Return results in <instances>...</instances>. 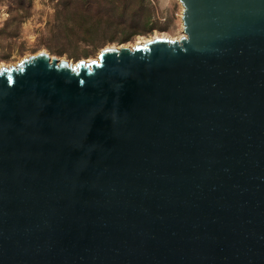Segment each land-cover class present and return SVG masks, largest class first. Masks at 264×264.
Instances as JSON below:
<instances>
[{"label": "water", "instance_id": "1", "mask_svg": "<svg viewBox=\"0 0 264 264\" xmlns=\"http://www.w3.org/2000/svg\"><path fill=\"white\" fill-rule=\"evenodd\" d=\"M178 1L179 38L0 66V264H264V0Z\"/></svg>", "mask_w": 264, "mask_h": 264}, {"label": "rangeland", "instance_id": "2", "mask_svg": "<svg viewBox=\"0 0 264 264\" xmlns=\"http://www.w3.org/2000/svg\"><path fill=\"white\" fill-rule=\"evenodd\" d=\"M95 5L94 0H0V66L39 51L70 62L95 59L106 46L184 34L178 0H144L145 8L102 18Z\"/></svg>", "mask_w": 264, "mask_h": 264}, {"label": "trees", "instance_id": "3", "mask_svg": "<svg viewBox=\"0 0 264 264\" xmlns=\"http://www.w3.org/2000/svg\"><path fill=\"white\" fill-rule=\"evenodd\" d=\"M96 2L95 8L97 11V16L102 17H111L116 15L120 9H123L125 12L130 10L132 6H137L138 8H145L144 0H119L117 3L116 0H94ZM100 19L98 20V23ZM129 39H125L127 41Z\"/></svg>", "mask_w": 264, "mask_h": 264}, {"label": "bare ground", "instance_id": "4", "mask_svg": "<svg viewBox=\"0 0 264 264\" xmlns=\"http://www.w3.org/2000/svg\"><path fill=\"white\" fill-rule=\"evenodd\" d=\"M181 36H182V35H181ZM178 38H179V37H178ZM143 41H145V40L141 39V40H140V41H138V42H143ZM138 42H137V43H138Z\"/></svg>", "mask_w": 264, "mask_h": 264}, {"label": "snow or ice", "instance_id": "5", "mask_svg": "<svg viewBox=\"0 0 264 264\" xmlns=\"http://www.w3.org/2000/svg\"><path fill=\"white\" fill-rule=\"evenodd\" d=\"M78 67H79V65H78Z\"/></svg>", "mask_w": 264, "mask_h": 264}]
</instances>
